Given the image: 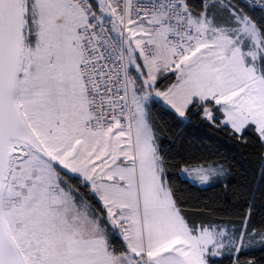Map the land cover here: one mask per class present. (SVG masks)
<instances>
[{
    "label": "snow or ice",
    "instance_id": "obj_1",
    "mask_svg": "<svg viewBox=\"0 0 264 264\" xmlns=\"http://www.w3.org/2000/svg\"><path fill=\"white\" fill-rule=\"evenodd\" d=\"M0 264H264V0H0Z\"/></svg>",
    "mask_w": 264,
    "mask_h": 264
},
{
    "label": "trees",
    "instance_id": "obj_2",
    "mask_svg": "<svg viewBox=\"0 0 264 264\" xmlns=\"http://www.w3.org/2000/svg\"><path fill=\"white\" fill-rule=\"evenodd\" d=\"M220 143L223 144L224 140L223 138H220ZM228 148H232L231 145H227ZM232 152H236V149H232ZM232 152H228L227 154L229 155V157H231ZM249 157L247 155V153H245V155L243 157H241L239 155V153L237 152L236 155V159L232 161L233 163V173H234V178L236 180H239L241 178V173L244 172V169L250 168L251 165L249 163ZM217 191V189L214 188H209L207 189L205 192H195L194 195L195 196H199L200 198H206L208 196H212L215 192ZM255 255H260V253H255Z\"/></svg>",
    "mask_w": 264,
    "mask_h": 264
}]
</instances>
